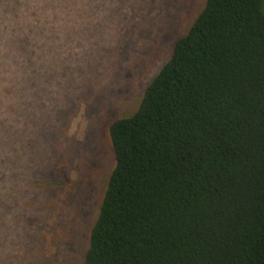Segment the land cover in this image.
<instances>
[{
    "label": "trees",
    "instance_id": "trees-1",
    "mask_svg": "<svg viewBox=\"0 0 264 264\" xmlns=\"http://www.w3.org/2000/svg\"><path fill=\"white\" fill-rule=\"evenodd\" d=\"M107 137L84 264H264V0H204Z\"/></svg>",
    "mask_w": 264,
    "mask_h": 264
},
{
    "label": "rangeland",
    "instance_id": "rangeland-1",
    "mask_svg": "<svg viewBox=\"0 0 264 264\" xmlns=\"http://www.w3.org/2000/svg\"><path fill=\"white\" fill-rule=\"evenodd\" d=\"M203 3L121 0L129 13L117 9L102 21L89 18L67 35L69 44L75 37L88 50L74 58L69 49L58 76L44 78L55 84L46 92L51 103L40 109L46 114L36 110L45 86L32 80L20 89L23 102L0 112V264H84L113 165L107 127L135 109ZM42 159L51 168L37 166ZM30 168L35 174L19 182Z\"/></svg>",
    "mask_w": 264,
    "mask_h": 264
},
{
    "label": "clouds",
    "instance_id": "clouds-1",
    "mask_svg": "<svg viewBox=\"0 0 264 264\" xmlns=\"http://www.w3.org/2000/svg\"><path fill=\"white\" fill-rule=\"evenodd\" d=\"M117 9L130 12L126 5L122 7L121 0H0V112L23 102L20 89L26 88L29 80L54 89L55 84L45 85L44 78L53 70L59 73L69 49L74 58H82L88 50L86 43L77 46L75 37L69 44L67 35L79 30L89 18L102 21ZM25 38L27 50L35 53L32 65L21 51ZM70 66L76 68L77 64ZM5 89L13 94H6Z\"/></svg>",
    "mask_w": 264,
    "mask_h": 264
}]
</instances>
